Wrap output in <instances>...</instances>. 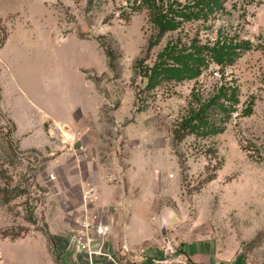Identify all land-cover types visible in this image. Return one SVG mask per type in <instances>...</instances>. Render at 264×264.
<instances>
[{"label":"rangeland","instance_id":"rangeland-1","mask_svg":"<svg viewBox=\"0 0 264 264\" xmlns=\"http://www.w3.org/2000/svg\"><path fill=\"white\" fill-rule=\"evenodd\" d=\"M176 1L196 2H163ZM90 2L0 0V188L20 194L0 198V264H89L74 240L83 222L113 246L137 233L164 251V211L182 258L264 264V0H220L162 37L135 0ZM219 36L250 48L146 88L169 42ZM226 83L240 92L226 129L177 139L192 91ZM98 192L117 198L95 207Z\"/></svg>","mask_w":264,"mask_h":264},{"label":"trees","instance_id":"trees-1","mask_svg":"<svg viewBox=\"0 0 264 264\" xmlns=\"http://www.w3.org/2000/svg\"><path fill=\"white\" fill-rule=\"evenodd\" d=\"M90 4L94 0H90ZM139 1V3H137ZM164 0H135L133 11L146 8L149 11L152 24L158 29V35L164 36L167 32L177 30L183 21L198 19L206 16L220 5V0H196L195 5L190 3L166 4ZM137 3V4H136ZM250 48L249 41L234 43L232 39L219 36L217 40L208 45L182 46L175 42H169L158 55L157 61L145 74L148 78L147 89H153L165 80H185L198 78L203 66L208 59L218 64H230L236 61L241 54ZM240 92L237 86L222 84L215 86L207 93L195 88L190 96L186 113L174 129L177 139L185 136L196 135L211 137L223 132L228 121L239 111ZM253 111V104H248L237 114L246 116ZM19 194L17 188H0V198L8 203L7 195ZM31 216L29 221L34 222ZM4 236V233H1ZM6 236V235H5Z\"/></svg>","mask_w":264,"mask_h":264},{"label":"built area","instance_id":"built-area-1","mask_svg":"<svg viewBox=\"0 0 264 264\" xmlns=\"http://www.w3.org/2000/svg\"><path fill=\"white\" fill-rule=\"evenodd\" d=\"M106 233L107 230L103 225H95L90 222L89 223L83 222L82 230L78 232L74 237V240L76 241L78 247L85 250L86 253L88 254L90 264L95 263L94 258L97 255L107 257L108 259H110V261L113 264H124L123 258H121L120 254L130 256L134 262L138 261L139 258H141L143 254H145L146 251L144 248H135L128 246L126 244L121 248L120 251L122 253H120L118 256H116V254L105 252L103 248L97 251H92L90 249V244H89L90 240L104 236ZM156 263L157 264H194L190 262L189 259H184L181 256L173 259V258H166L165 255L162 258H158L156 260Z\"/></svg>","mask_w":264,"mask_h":264},{"label":"crops","instance_id":"crops-1","mask_svg":"<svg viewBox=\"0 0 264 264\" xmlns=\"http://www.w3.org/2000/svg\"><path fill=\"white\" fill-rule=\"evenodd\" d=\"M109 195H110V197L108 198V200L106 201L105 200V198L103 197L104 196V194H101V193H99L98 192V194H97V197L99 198L98 200H95L94 202H93V204H94V206L95 207H97V205L99 204V203H107V202H109L110 203V200L112 199L113 201H115L116 200V194L115 193H113V192H107ZM104 226V225H103ZM115 225H114V222H112L111 220H110V224L108 225V227L110 228V227H114ZM143 232H141L140 234H142ZM110 235L111 234H108V232L104 235V236H101V237H99L100 239H104L103 240V242H104V244H103V250L105 251V252H108V253H112V254H116V256H118L120 253H122L120 250H121V248L126 244V245H128V246H131V247H134L135 246V248H143V245H142V243H143V241L148 237V236H143V237H141V236H137V233H136V235H134L133 237H132V242H130V241H128V240H122V242H121V244H119V245H117V246H113L111 243L112 242H108V240H107V238H109L110 237ZM109 236V237H108ZM1 242H6L5 240H0ZM135 244H134V243ZM144 249H145V254H143V256L141 257V258H139V260L138 261H136V262H134L133 260H132V258L130 257V256H128V255H123V254H120L121 255V258H123V262H124V264H157L156 263V260L158 259V258H162L163 257V255H165V252L164 251H162V249L161 248H159V246L156 244V243H152L151 244V246H149V247H144ZM0 253H1V251H0ZM2 256V255H1ZM3 260V259H2ZM195 261H198L199 260V258H197V257H195V259H194ZM200 260H204V259H200ZM94 261H95V263L94 264H113L111 261H110V259H108L107 257H104V256H99V255H97V256H95V258H94ZM203 262H205V263H207L206 262V260H204ZM90 264V263H89Z\"/></svg>","mask_w":264,"mask_h":264},{"label":"water","instance_id":"water-1","mask_svg":"<svg viewBox=\"0 0 264 264\" xmlns=\"http://www.w3.org/2000/svg\"><path fill=\"white\" fill-rule=\"evenodd\" d=\"M171 212L170 211H164L162 212L160 216V231L161 235L163 236V242L165 245V257L166 258H178L181 256V249L179 246H177L173 241L170 239L168 235V218L170 217ZM90 249L92 251H97L103 248V240L100 238H95L90 240Z\"/></svg>","mask_w":264,"mask_h":264}]
</instances>
